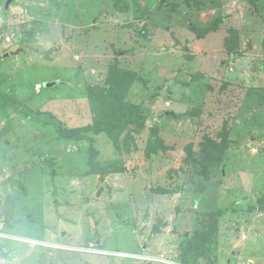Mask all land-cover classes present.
<instances>
[{
	"label": "rangeland",
	"instance_id": "1",
	"mask_svg": "<svg viewBox=\"0 0 264 264\" xmlns=\"http://www.w3.org/2000/svg\"><path fill=\"white\" fill-rule=\"evenodd\" d=\"M7 1L0 264H180L218 210L193 264H264V0ZM119 70L144 119L116 147L78 129Z\"/></svg>",
	"mask_w": 264,
	"mask_h": 264
},
{
	"label": "trees",
	"instance_id": "2",
	"mask_svg": "<svg viewBox=\"0 0 264 264\" xmlns=\"http://www.w3.org/2000/svg\"><path fill=\"white\" fill-rule=\"evenodd\" d=\"M237 43H235V47ZM226 48L230 45L226 42ZM132 75L127 71L112 72L107 80V86H95L88 90V97L91 101L94 113L93 124L79 128L78 131L90 132L94 135L105 134L114 145L118 147L119 137L124 134L130 126H142L143 115L137 105L126 101V93L130 86ZM160 147H151L156 151ZM205 157L213 167H218L227 148V139L206 137L203 144ZM101 171L113 172L114 168L107 169L99 167ZM258 208H264V196L259 197ZM254 208L252 207L251 210ZM226 210L208 212L205 214L207 223L202 230H199L193 238L186 243L180 253V264H193L192 256L198 255L206 248V245L214 235L220 218Z\"/></svg>",
	"mask_w": 264,
	"mask_h": 264
},
{
	"label": "water",
	"instance_id": "3",
	"mask_svg": "<svg viewBox=\"0 0 264 264\" xmlns=\"http://www.w3.org/2000/svg\"><path fill=\"white\" fill-rule=\"evenodd\" d=\"M10 2H11L10 0L7 1L6 5L4 7V10H6L8 8Z\"/></svg>",
	"mask_w": 264,
	"mask_h": 264
},
{
	"label": "built area",
	"instance_id": "4",
	"mask_svg": "<svg viewBox=\"0 0 264 264\" xmlns=\"http://www.w3.org/2000/svg\"><path fill=\"white\" fill-rule=\"evenodd\" d=\"M245 238V237H244Z\"/></svg>",
	"mask_w": 264,
	"mask_h": 264
}]
</instances>
